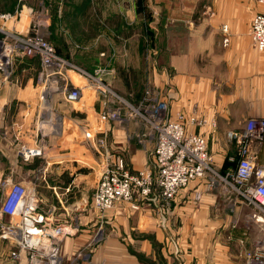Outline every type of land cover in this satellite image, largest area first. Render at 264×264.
<instances>
[{
	"label": "crops",
	"instance_id": "0c3cea01",
	"mask_svg": "<svg viewBox=\"0 0 264 264\" xmlns=\"http://www.w3.org/2000/svg\"><path fill=\"white\" fill-rule=\"evenodd\" d=\"M208 3L214 13L200 24ZM258 11L252 0H0V53L6 54L5 44L12 35L27 34L41 20L45 22L41 31L58 56L78 62L94 58L90 73L103 62L109 69L104 82L122 89L123 67L111 57L124 62L144 57L139 41L156 38L157 61L134 67L144 71L151 96L167 102L169 118L181 113L204 120L202 126L187 125L188 131L204 136L214 171L224 175L234 170L228 161L235 154L232 135L246 120L264 119V51L254 48L249 35V22ZM55 14L59 25L54 27ZM222 25H227V35L221 32ZM134 38L138 43L132 49L118 42ZM177 40L182 42L180 48L170 46ZM12 63L10 70L0 66V196L14 183L33 193L51 223L69 231L61 246L64 257L80 252L78 264H244L239 241L248 248L261 236V225L252 218L254 208L226 193L218 176L208 174L181 190L170 204L154 192L138 210L85 209L94 186L92 169L102 155L122 157L132 171L153 167L152 130L141 117L112 123L108 149L103 146L101 153L90 137L77 147L73 130L64 122L62 134L46 135L43 157L20 156V150L38 148L50 129L46 114L50 106L68 121L66 110L71 105L62 106L64 114L58 110L63 101L43 102L42 67L36 56L15 49ZM68 75L72 82L78 79ZM95 107L99 113L100 101ZM250 156L264 166V140L251 144ZM212 180L214 188L206 190ZM196 189L202 192L199 202L192 200ZM7 221L2 216L0 228ZM12 247L0 239V264H14L9 259Z\"/></svg>",
	"mask_w": 264,
	"mask_h": 264
},
{
	"label": "built area",
	"instance_id": "2783aa9c",
	"mask_svg": "<svg viewBox=\"0 0 264 264\" xmlns=\"http://www.w3.org/2000/svg\"><path fill=\"white\" fill-rule=\"evenodd\" d=\"M256 1L264 7V0ZM2 17L7 19L10 16ZM44 25L45 22L37 20L27 34L12 35L3 51L7 55L0 53L1 68L10 70L13 52L20 49L26 56H36L40 61L42 71L39 78L44 81L42 99L46 105L52 99L61 100L63 104H75L80 102L85 91L92 93L97 88L101 91L99 101L102 109H108L110 103L125 104L133 117H141L152 130L153 167L132 171L122 157L102 155V172L98 176L90 208L104 213L112 209L116 201H123L138 210L154 192L163 202L170 204L181 190L200 182L208 174L214 178L218 176L226 193L232 192L243 203L254 208L252 218L261 225V236L254 238L248 248L243 247L244 241H239L242 248L239 256L244 264H264V166L258 165L250 156L251 144L264 140V119L250 118L239 132L232 135L235 154L228 161L234 165V170L219 175L213 169L204 136L191 133L187 128V125L202 126L204 120L181 113L169 118L167 102L153 98L149 91L139 104L132 105L103 83L102 78L108 74L106 67H98L93 73H88L58 56L53 46L44 39L41 32ZM249 35L254 48L264 51V16L252 18ZM68 73L80 78V82L78 79H74L77 83L72 82ZM119 114L120 108L109 113L107 110L104 113L100 111L98 121L102 130L107 121L121 122ZM64 122L62 115H50L47 121L50 129L42 135L39 147L20 150L19 155L30 160L43 157L48 149L46 135L62 134ZM101 137L97 142L104 146L107 132H103ZM214 183L215 180H212L205 189L212 190ZM201 198V190H194L192 200L199 202ZM2 216H6L8 221L0 228V239L12 243L9 259L14 264H78L80 252L71 257H64L61 253V246L69 231L62 225L52 224L49 216L40 209L38 198L23 185L14 183L4 190L0 196V218Z\"/></svg>",
	"mask_w": 264,
	"mask_h": 264
},
{
	"label": "rangeland",
	"instance_id": "374dc122",
	"mask_svg": "<svg viewBox=\"0 0 264 264\" xmlns=\"http://www.w3.org/2000/svg\"><path fill=\"white\" fill-rule=\"evenodd\" d=\"M252 2H253L254 7H259L261 9L260 12L258 11L257 13H254L253 17L256 15L264 16V7L260 4H258L256 0H252ZM208 4L209 5H206V7H203V10H202L203 14H202V16L199 17L201 19L200 24L204 22V20H203L204 16L207 17V19H208V17H211V15L214 13L213 7L211 6L210 3H208ZM49 16L51 17V20H52V15L50 14V12H49ZM251 20L249 22V27L251 24ZM55 23H56V25H59V19L56 17V14L53 17V21H52V25H54V27H55ZM137 30L138 29H136L135 31H137ZM221 30H222L221 32L223 34L227 35V31H228L227 25H222ZM180 35L181 34H179L178 36H180ZM159 36L160 35H158V37ZM44 39H46V41L49 43L45 30H44ZM134 39L136 42L135 41L123 42V41H119V40H118V42L120 44H123L126 49L127 48L132 49L133 47L135 48V45L138 43L137 38H134ZM160 39H161V43H163L162 37ZM112 43L115 44L114 41H112ZM181 43L182 42H180L179 40L171 42V43L169 42L170 46L173 45L176 49L180 48ZM223 43L225 45L228 43L227 38H225L223 40ZM158 44H159V41L156 40V38L153 37V39H151L149 37H145L139 41V46H138L139 50L143 51L144 57H138V58L136 57V59L135 58L128 59L127 62L122 61V59L119 57L118 58L111 57L113 60H115V62H117L118 66L123 67V69L120 70V73H121L120 75L123 78L122 79L123 82H121V88L122 89L111 87L106 82H103V83L105 85H107V87H109V89L114 91L115 93H117V94L120 93L119 96L121 98H126V100L131 102V104L134 106L137 105V104H135V102H136V99L138 98L139 94H141V92L148 91L149 88H148L146 81H145L144 71H142V73H141V72L137 71L138 69L134 66L137 65L138 67H140V65H143V64H144V66H148L150 63L152 64L154 62V60L157 61L158 58H156V59L154 58L155 57L154 56L155 55L154 54L155 53L154 48L158 47ZM161 47H162V44H161ZM190 47H191V44H190L189 48ZM192 48L193 49L196 48V44H194L192 46ZM63 59L68 61L71 65H75V66L81 68L82 70H84L88 73L91 72V70H92L91 66H93L90 63L94 62V58H91V57L79 59L80 63L77 60L76 61L73 60L74 58H70V57L69 58H63ZM164 61H165V58L162 59V62H164ZM100 62H102V61H100ZM128 62H130V63H128ZM102 63L100 65H102ZM95 65H97V64H95ZM100 65H97L95 67V69H98V67ZM100 67L103 68L104 66L102 65ZM95 69H93V70H95ZM139 69H141V67ZM107 71L109 73V69H107ZM76 78H78V77L76 76ZM78 80L80 82V78H78ZM128 84L130 86H128ZM101 90H102V88H101ZM93 92L90 93L89 91H85L80 102L75 103V104H63L62 103V105L60 106V109H58V110H60L61 112H64V114H65V111H64L65 108H63L62 106H70L71 105L70 107H67L69 110H66V114L69 117L68 118L69 122L65 120V126L67 129L73 130L72 131V133L74 134L73 136H75L77 138L76 142H78L77 147L83 146L84 142L87 143V140H89V137H90V140H92V143L96 144V146L100 149V153H101V148H103V146H100V143L97 142V140H99V138L102 139L101 134L103 132H107V140L103 141V144L105 146L104 150L106 151L108 149V134H110L111 127H112L111 124L114 122L107 121L105 129L102 130V127L98 121V110L95 107V104L97 103V101L99 102L100 98H102L101 97V91H99L97 88H94ZM127 93H129V94H127ZM118 108L121 109V114H119V118H124V120H127L126 119L127 116H129V118L130 117L133 118V116L131 115V112L127 109L125 104H122V106H120L117 104L110 103L108 106V109H106V110H107V113H109L113 110L115 111ZM106 110L104 108L102 109V106H101L100 111H103V113H104V112H106ZM46 114L47 115H55V114H57V112L55 111L54 108H52L50 106V109L47 110ZM70 118L73 119V122L70 121L71 120ZM116 121L119 122V120H116ZM57 122H60V119H57ZM70 122H72V123L70 124ZM67 132H68V130H66V134H67ZM85 137L88 139H85ZM100 162L101 161H97L96 166H94V169H92L93 176H94V186H93V189L91 192L92 200L90 202H88V204H85L86 205L85 209L86 208L88 209V206L90 208V203L91 202L93 203V194L95 192V188H96L97 183H98L97 182L98 176H100V174L102 172V167L100 168V165H101ZM142 169H144V168H142ZM142 169H140V170H142ZM119 206H121V207L126 206L129 209L134 210L133 206H130V204H125L123 201H116L114 203V207L112 209L119 207ZM93 209H95V208L93 207ZM112 209H110V210H112ZM110 210H107V211H110ZM76 213L81 214L82 211L78 210V211H76ZM96 237L98 238L99 235H96Z\"/></svg>",
	"mask_w": 264,
	"mask_h": 264
}]
</instances>
